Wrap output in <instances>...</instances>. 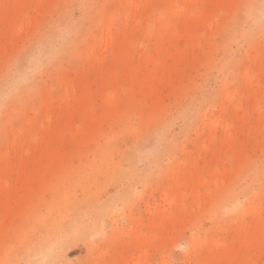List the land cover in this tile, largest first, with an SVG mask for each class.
<instances>
[{
    "label": "rangeland",
    "instance_id": "rangeland-1",
    "mask_svg": "<svg viewBox=\"0 0 264 264\" xmlns=\"http://www.w3.org/2000/svg\"><path fill=\"white\" fill-rule=\"evenodd\" d=\"M246 1L0 0L1 98L15 81L23 90L0 111V234L31 227L72 172L78 200L96 183L112 212L100 232L89 226L71 264H203L206 243L213 254L235 243L238 217L260 224L264 4L254 17ZM86 116L83 137L71 125ZM144 128L156 152L136 162L133 196L112 202L127 180L111 173L128 168Z\"/></svg>",
    "mask_w": 264,
    "mask_h": 264
},
{
    "label": "bare ground",
    "instance_id": "bare-ground-1",
    "mask_svg": "<svg viewBox=\"0 0 264 264\" xmlns=\"http://www.w3.org/2000/svg\"><path fill=\"white\" fill-rule=\"evenodd\" d=\"M264 4V0H247L245 2L246 9L252 16L258 17L261 14L259 9ZM258 13V14H257ZM43 50H39L41 52ZM44 52V51H43ZM43 55L33 54L30 59L33 62L39 61ZM151 79L141 82L135 78L133 84L150 85ZM153 81V80H152ZM143 83V84H140ZM15 93L9 94L10 100H4L0 93V111L7 108L11 100L17 99L18 92L22 93L23 90L19 87V81L14 83ZM17 92V93H16ZM137 93V92H136ZM13 97V98H12ZM83 108L86 113H89V108L84 103ZM71 125L74 132L83 135L82 132H87L91 129V122L86 116L80 125L72 122ZM156 133L144 128L132 140L128 152L123 156L128 168L114 169L111 173L112 180L117 178L127 180L126 186L117 190L116 194L112 196V202L122 200L124 197H132L134 194L133 186L138 180L143 179L139 171L136 170V162L148 159L156 152ZM52 157H58L55 150H51ZM110 157L109 153H101L100 159L108 162ZM155 157V156H154ZM152 158L149 165L156 163V158ZM117 162H120L121 157ZM136 171V172H135ZM74 172L68 174V178L63 180L59 186L61 196L53 197V201L47 205V213L40 214L35 210V223L31 227H25L23 224L18 225V238L10 239L8 236L0 234L1 238L8 239V242L3 246L0 252V264H71L69 257L72 251L81 243L85 238L89 226L96 227V231L100 232L99 218L102 215H110L112 212L111 207L106 201L102 200L97 194L99 189L98 185L94 183V187L90 184H83L84 190L83 200L78 198L72 193V183L68 181L75 177ZM93 175L85 178L87 181L93 179ZM77 183V182H76ZM75 183V184H76ZM111 204V203H110ZM232 213L240 216L241 210L234 202ZM262 212L264 219V207L261 206V211L258 215L261 218L260 224L254 226H246L241 218H237L232 223V231L235 233V243L226 247L224 252L213 254L208 250L206 243V250L197 252L199 258L204 260L203 264H264V222L262 223ZM98 213L99 217H97ZM11 225L10 222L4 226ZM100 229V230H99ZM4 238V239H5ZM131 246L134 248H141L142 245L139 240L133 239ZM139 257L136 261L138 262Z\"/></svg>",
    "mask_w": 264,
    "mask_h": 264
}]
</instances>
